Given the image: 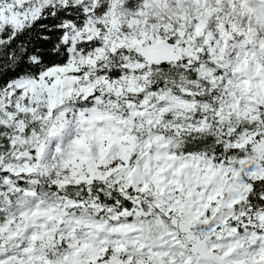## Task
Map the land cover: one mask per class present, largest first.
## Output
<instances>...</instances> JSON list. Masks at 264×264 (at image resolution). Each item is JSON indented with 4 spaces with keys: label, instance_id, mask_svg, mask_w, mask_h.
Returning <instances> with one entry per match:
<instances>
[{
    "label": "snow or ice",
    "instance_id": "obj_1",
    "mask_svg": "<svg viewBox=\"0 0 264 264\" xmlns=\"http://www.w3.org/2000/svg\"><path fill=\"white\" fill-rule=\"evenodd\" d=\"M0 264H264V0H0Z\"/></svg>",
    "mask_w": 264,
    "mask_h": 264
}]
</instances>
